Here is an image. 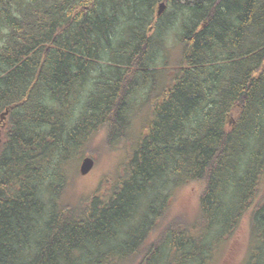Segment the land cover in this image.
Instances as JSON below:
<instances>
[{"label": "trees", "instance_id": "1", "mask_svg": "<svg viewBox=\"0 0 264 264\" xmlns=\"http://www.w3.org/2000/svg\"><path fill=\"white\" fill-rule=\"evenodd\" d=\"M142 104L122 175L70 201L65 169L101 133L125 143ZM263 181L264 0H0V264H204V234L245 218L261 253ZM191 183L198 220H164Z\"/></svg>", "mask_w": 264, "mask_h": 264}, {"label": "rangeland", "instance_id": "2", "mask_svg": "<svg viewBox=\"0 0 264 264\" xmlns=\"http://www.w3.org/2000/svg\"><path fill=\"white\" fill-rule=\"evenodd\" d=\"M175 10L172 7H168L165 11L163 18L158 22V25H162L169 20L176 21L177 24L170 26L167 23L166 29L164 30V43L163 46L171 54V63H175L180 59V53L182 45L179 44V36L182 32V18H172ZM173 15V16H172ZM170 26V27H169ZM157 30L148 29V34H155ZM160 58L163 56L162 51H160ZM142 92V91H141ZM144 99L140 97L137 99L138 103H142ZM81 106V105H80ZM79 106V107H80ZM133 109L134 103H132ZM131 117H135L134 111H130ZM138 114L140 118H137L135 122L132 123V128L129 129L132 136H128V140L122 143H114L113 145L105 146V132L101 133L99 136H95L90 145L89 153L83 155L80 162L78 161V173H76L75 167L69 172V169H65V178L68 182V188L65 192V196L69 198L70 201L78 204L80 198L89 197L90 194L96 193V191L101 192V188L110 186V180L107 177H114V179L122 175L123 172L122 164L124 163L125 156L128 154L129 149L132 147L134 140L139 137L141 131L149 119L152 118V110L150 108H145L142 104L139 108ZM143 122V123H142ZM142 123V124H141ZM91 157L95 160V167L87 176H81L79 174V167L81 161L86 158ZM80 159V158H79ZM71 165H77V162ZM264 184V181H263ZM202 190V184L191 183L183 187L175 189L171 198L167 200L170 204V215L165 217L164 220L169 221L172 219L176 213L183 214L187 216V220L191 222L197 221V217L192 216L196 213L199 204V196ZM264 190V185H263ZM91 197V196H90ZM50 201V197L45 199ZM168 213V212H167ZM191 216V217H190ZM242 225L235 231L231 237H225L222 239L220 245L217 246L216 242L220 239V229L215 228L209 235L206 233L204 237L206 239V244L211 248L215 247L212 252L213 262H207L204 264H264V251L259 253V247L256 251L250 240V228L249 223L246 218L242 221ZM156 235H152L155 237ZM215 261V262H214Z\"/></svg>", "mask_w": 264, "mask_h": 264}, {"label": "water", "instance_id": "3", "mask_svg": "<svg viewBox=\"0 0 264 264\" xmlns=\"http://www.w3.org/2000/svg\"><path fill=\"white\" fill-rule=\"evenodd\" d=\"M166 10V5L164 3H161L158 7V11H157V17H161L163 15V13ZM7 114V112L5 113V115ZM95 166V161L94 159L87 157L84 158L82 160L80 169H79V173L81 176H87L94 168Z\"/></svg>", "mask_w": 264, "mask_h": 264}, {"label": "flooded vegetation", "instance_id": "4", "mask_svg": "<svg viewBox=\"0 0 264 264\" xmlns=\"http://www.w3.org/2000/svg\"><path fill=\"white\" fill-rule=\"evenodd\" d=\"M232 124H235V119L232 120Z\"/></svg>", "mask_w": 264, "mask_h": 264}, {"label": "bare ground", "instance_id": "5", "mask_svg": "<svg viewBox=\"0 0 264 264\" xmlns=\"http://www.w3.org/2000/svg\"><path fill=\"white\" fill-rule=\"evenodd\" d=\"M183 23V22H182ZM97 78V77H96ZM157 84H159V83H157ZM154 95V94H153ZM209 235V234H208ZM210 236V235H209Z\"/></svg>", "mask_w": 264, "mask_h": 264}]
</instances>
